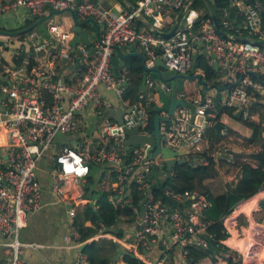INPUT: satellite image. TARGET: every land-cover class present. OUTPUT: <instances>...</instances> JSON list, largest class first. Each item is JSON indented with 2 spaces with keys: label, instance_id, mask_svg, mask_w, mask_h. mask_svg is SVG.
Wrapping results in <instances>:
<instances>
[{
  "label": "built area",
  "instance_id": "2783aa9c",
  "mask_svg": "<svg viewBox=\"0 0 264 264\" xmlns=\"http://www.w3.org/2000/svg\"><path fill=\"white\" fill-rule=\"evenodd\" d=\"M187 7L182 20L170 37L155 34L148 27L137 25V13L145 15L154 26L167 31L174 23L178 11L185 0H134L135 9H114L100 5L95 0H0V13L26 8L33 15H46L49 7H77L80 20L94 17L104 26L100 37L93 40V49L80 43L71 45L74 31L55 21L51 16L45 21L49 36L37 28L29 31L23 41L28 53L16 56L13 62L5 61L0 54V126L9 133V143L0 149V234L10 254L5 264H31L22 257L25 246H38L21 240L22 229L27 225L31 212L43 206V186L39 176V162L50 153L54 166L50 174V191L56 202H72L68 215H75L77 203L85 197L84 183L89 174L91 162L106 163L105 176L114 179L109 199L119 205H130L134 216L135 229L133 239L123 242L127 252L146 262V264H168V258L181 257L184 264H189L188 255L193 244L208 246L205 237L207 223L202 219L200 210L210 201L209 192L185 189L177 191L169 186L164 196L152 198L147 189L153 181L161 179V170L165 159L161 153L152 156L146 154L144 146L134 145L130 152L125 148L127 138L125 129L139 125L141 133L149 134L146 127L151 119L150 107L155 102L156 81L161 88L170 89L165 81L147 76L145 89L139 91L137 99L130 105L124 103V91L130 82L126 71L116 75L111 58L116 45L138 43L147 57V63L153 65L156 57L176 72L186 73L191 68L196 46H202L209 52L210 64L218 62L228 82L238 83L222 96L220 102L235 111L242 109L241 118L256 119L258 113L251 109L255 94L248 87L259 91L264 96V46L252 39H264L261 27V14L251 0H230L242 20L230 17L227 6L222 9V27L232 34H239L243 28L249 31V41L227 38L218 33L210 15H203L200 8ZM175 13V16H173ZM3 45L11 41L2 39ZM30 48V49H29ZM79 54L82 69H74L72 76H63L58 71V61H68L73 54ZM249 71L262 73L258 79L251 77ZM241 73L237 78V74ZM186 80V79H185ZM184 80V81H185ZM156 85V86H157ZM102 88L113 91L115 100L102 93ZM178 96L185 97L184 89ZM212 94L197 93L191 99L195 103L194 111L180 105L172 116L170 124H160L162 142L177 150L176 158L189 160L202 150L205 129L215 122L216 103ZM123 109L122 122L103 118L95 135L83 134L80 141L56 142L59 134L84 132L88 126L83 110L91 107L94 114L104 117L112 107ZM221 134L229 137L228 127H221ZM220 157L229 164L240 162L254 164L247 154L237 155L228 146L219 149ZM154 171L152 180L148 175ZM170 178L175 169L169 171ZM161 185V184H160ZM134 189L140 196L141 203L133 204L128 194ZM264 194V181L261 184ZM163 196V195H162ZM165 219L171 223V236L166 239L161 235V225ZM102 229L98 231L101 234ZM228 235L230 230L225 228ZM98 238V237H97ZM235 244L229 253L233 264H264V222L252 225L239 232ZM65 245L78 247L80 232L71 226L64 235ZM156 243L162 244V254L157 261L143 258L142 248ZM217 246L219 243L216 244ZM263 259V260H262ZM262 260V261H261ZM74 264H90L88 256L81 249L77 252Z\"/></svg>",
  "mask_w": 264,
  "mask_h": 264
},
{
  "label": "crops",
  "instance_id": "0c3cea01",
  "mask_svg": "<svg viewBox=\"0 0 264 264\" xmlns=\"http://www.w3.org/2000/svg\"><path fill=\"white\" fill-rule=\"evenodd\" d=\"M95 1L100 5L111 6L117 10L127 8L121 2V0H95ZM127 1L133 3L134 0H127ZM230 6L233 5L230 3ZM227 8L230 11V7L227 6ZM30 17H34V16H32L29 10L23 7H20L10 12L0 13V30L15 32L19 29L17 30H10V29L22 26ZM60 23L63 26L72 29L73 20L71 15L69 13H63L61 15ZM84 27L87 28L89 32L95 31L94 25L90 22H87L84 25ZM28 32L21 34H24L25 36ZM18 35H7L0 32V39L7 38L11 41L10 45L7 48H5L4 46L0 48V54L5 61L13 62L14 61L13 59H15V53L19 48H24L26 54L28 53L29 51L28 47H30V45L28 43L26 45L24 41L21 42L18 39ZM44 36L47 35L44 34ZM134 45L136 51L142 52L141 47L138 43H134ZM120 46L123 53H128L131 50L129 47L130 43L122 44ZM203 50H205V48L202 46V44H198L196 46L195 52L198 53ZM138 61L142 66V58L137 54L128 55L126 58H120L119 61L120 72L126 71L128 73L129 68L131 66V62L134 65H137ZM58 65H59L58 67L59 74L63 76H67V75L72 76L76 66H77V72L83 67L82 62L79 60L78 52L77 54H73L72 58L68 61H64V59L59 60ZM196 71L200 72L204 76L203 70L197 67V65H196ZM218 71L224 74L222 67L220 65L218 66ZM143 73H144V69L142 66L141 82H142ZM207 80L208 83H213L216 80V77ZM222 81L227 82V77L225 76L219 80V82ZM157 84L158 82L156 81L154 90L145 87L146 88L145 90L148 93L150 92L153 93L155 91L154 103L156 104L159 102V91L157 88L158 86ZM184 85H185L184 93L187 100L191 99L194 95H196L199 92L202 93L201 86L197 83L196 79H186ZM102 93L108 96L109 98L115 100V94L113 91H108L102 88ZM206 94L215 95L216 89H211L207 91ZM225 94L226 91H222L223 97L225 96ZM263 103H264V96H263ZM118 108L121 107L117 105L115 107H112V109H108L105 112L106 116H104L103 118L108 119L109 117L111 118L110 120H117L114 109H118ZM238 110H236L235 113ZM152 112L153 114L155 113L153 110ZM263 112H264V107H263ZM82 114L87 118L89 123L85 131L82 133L77 132V135L74 133L61 134L62 135L61 137L58 136L56 137L57 143L60 142L70 143V142H76V140L78 143L84 133L89 136L95 135L96 130L100 127V124L103 121L102 117L100 118L98 117V115L94 114L91 107H87L86 109H84ZM231 117L237 121L242 122L241 117L239 118L238 116L235 115L232 116L226 112H222L218 117L219 122L224 123L231 128L232 133L230 132L229 137L221 139L218 142L216 140H212L208 138L204 134V139L202 142V150L188 160V162L193 163L192 165H196L198 163V164L207 165L208 167L207 171L204 174L199 175L198 178L199 182L196 188L198 191H205V190L209 191V196L211 194V196L213 197L210 199L208 205L199 211L202 219L205 217L207 221L215 219L221 214L225 203L224 197L225 195H227L228 192V184L238 181L242 173L243 165H241L240 162L234 164L226 163L220 157L221 155L218 154L219 149H221L224 146H228L237 155L240 154L250 155L260 149L259 144L247 145L246 143H244L245 142L244 137L245 136L249 137L251 135L252 129L245 123H243L244 127H241L238 124H231L230 123ZM256 119H259V114ZM262 124L264 126V119ZM210 125H214V122L208 124L206 128ZM263 136H264V130H263ZM8 143H9L8 130L4 126H0V149L6 148ZM203 151H207L208 153H210V155L213 156L214 163H211L207 157H204L202 155ZM196 155H200L201 157H197ZM41 162H43L42 165ZM253 163L254 164L252 165H256L257 161L254 160ZM54 164H55L54 159L51 157L50 153L44 155L39 162L38 170H39L40 180L43 186V194H42L43 206L38 211L31 212L29 214L27 225L22 229L20 234V238L24 242L38 244V246L36 247L28 245L25 246L23 249L22 257L31 264H74V260L77 255V252L80 250L79 246L82 243L87 242L92 238H97V237L110 238L114 235L109 232L107 233L101 232V234H98L97 232L94 236H92L88 240H84L81 244L78 245V247L65 245L64 235L69 231L71 226L83 227L86 225L87 222L84 216V204L91 200L92 191L106 190L110 194L114 179L105 176L103 174V170L106 168L107 164L98 162V165L94 166V172H93L94 180L91 181L87 179L86 182L84 183V187L85 185L87 186L85 188V197L81 202L77 203L75 215L73 217H70L68 215V209L73 203L68 201L56 202L55 198L53 197L50 191L51 178H50V174L47 171L49 169H52ZM218 178L220 180H218ZM261 201H264V194L263 192L261 193L260 191L259 195H253L251 197H247L244 198L243 200H240L236 205L238 209H236L231 214L234 216V214L238 212V217L236 218H238V221L242 223L245 229H247V232L251 231L252 225L259 222H264V216L263 218L259 217L261 213L260 210H263L264 208V205H262ZM135 224L136 223L134 221V216L132 214L131 216L119 215L117 228L122 229L123 237L119 239L121 242H126V241L129 242L133 239ZM161 235L166 239L170 238L171 223L169 219H165L162 222ZM4 240H5L4 236L0 234V264H5L10 254L9 247H7L3 243ZM191 246H194L198 249L199 248L202 249V247H199L196 244H193ZM163 247L164 246L160 243H156L155 245L148 248L143 247L141 249L142 252L144 253L143 258L149 259V261H153V262L157 261L160 255L162 254ZM263 257H264V251L262 252V258ZM111 264H128V263L124 261L123 254L121 253V255L116 259L113 258ZM168 264H184V261H182L181 257L179 256L176 257V260L174 257H169Z\"/></svg>",
  "mask_w": 264,
  "mask_h": 264
},
{
  "label": "trees",
  "instance_id": "16d2710c",
  "mask_svg": "<svg viewBox=\"0 0 264 264\" xmlns=\"http://www.w3.org/2000/svg\"><path fill=\"white\" fill-rule=\"evenodd\" d=\"M218 16L220 25H222V9L225 6L230 7V17L235 21L242 20V17L238 14L234 6H230V0H211ZM264 6V0H258ZM192 5L194 7L200 8L203 12V15H208V10L206 4L203 0H194ZM33 16V14H32ZM34 22V17H30L22 26L11 28L10 30H17L20 28H25L31 25ZM137 25L139 27L144 26L142 21L137 19ZM261 27L264 29V18L261 17ZM225 28V27H224ZM226 29V28H225ZM249 31L246 28H243L240 32V35H248ZM24 34L18 35V39L23 42ZM30 49V48H29ZM26 54L24 48L17 49L15 53L16 56L22 57ZM17 60V59H16ZM210 56L201 54L197 59V67L203 70L204 76L207 79H213L216 76V70L214 69L213 64L209 63ZM130 66V64H129ZM141 72L142 66L140 62H137V65H134L131 62L128 74L130 76V82L127 84V87L124 91V103L130 105L134 102L140 91L141 84ZM241 73L237 74L239 78ZM252 78L256 79L253 74H250ZM260 77H263L262 73H259ZM250 93L255 94V99L252 101L251 109L253 112L259 114V119L251 120H241L248 125L251 129V135L249 137H244V143L247 145L259 144L260 149L250 154L249 156L257 161L256 165L252 164H243L242 173L238 181L228 184V192L225 195V203L222 209L221 214L207 221L204 217L203 220L207 223L205 237L208 239V246L198 249L194 246L190 247V252L188 255L189 264H233L232 260L229 258V253L232 250L233 246L236 244L237 235L239 232L245 230V227L238 221V212L231 215L237 208V203L244 198L251 197L253 195H259L261 184L264 181V136H263V95L254 90L252 87H248ZM156 103L153 102L150 107L151 119L146 127L147 130L153 129V112L152 108ZM222 106V112H226L229 115H235V108ZM217 113V106L215 108ZM218 113L216 114V116ZM220 115H218L219 117ZM103 119V117H102ZM108 119H111L108 117ZM222 127H228L229 133L231 128L224 123H221ZM205 136L212 140L220 141L224 139L225 136L221 134V130H218L214 125H210L206 128ZM202 155L207 157L211 163H214V158L207 151H203ZM201 157L200 155H196ZM98 165V162H91L89 166V174L87 179L94 180V166ZM207 165L196 164L192 165L189 163H182L177 165L175 169V175L167 180L165 184L157 185L156 181L152 182V191L150 192V197L157 198L162 197L164 202H167L164 191L167 186L177 190L183 191L185 189L197 190L198 178L199 175L204 174L207 171ZM87 186L85 185V188ZM207 191V190H205ZM209 192V191H207ZM163 195V196H162ZM91 200L84 204V216L86 220V225L83 227L78 226L77 229L80 232V241L88 240L94 236L100 229L103 233H112V237H98L92 238L87 241L84 248L82 249L88 256L90 264H111L115 254L120 251L123 254V259L128 264H146L143 260L131 252H127L124 248L123 242L119 239L123 237L122 229L117 228V222L119 215L131 216L132 209L130 205H119L113 203L109 199V193L106 190L98 191L93 190L91 194ZM132 199L133 204H140L142 195L140 196L134 189L132 193L127 195ZM213 198L210 194L209 199ZM264 205V201H261ZM260 218L264 216V208L260 210ZM103 226V228H102ZM225 228L230 230V233L227 235L225 233ZM219 243L217 246L216 244Z\"/></svg>",
  "mask_w": 264,
  "mask_h": 264
},
{
  "label": "water",
  "instance_id": "95a60500",
  "mask_svg": "<svg viewBox=\"0 0 264 264\" xmlns=\"http://www.w3.org/2000/svg\"><path fill=\"white\" fill-rule=\"evenodd\" d=\"M81 0H76V4H78ZM192 0H185L184 5L182 8L178 11L174 23L170 27L169 30L164 31L160 30L156 26L152 24V22L142 13H137V17L139 20L142 21V23L148 27L151 31H153L155 34L163 36V37H170L174 31L179 26L182 17L189 6L190 2ZM206 4L208 14L212 18L214 27L218 33L221 35L235 40H242V41H249L251 40V37L246 35H239V34H232L228 32L227 30L223 29L220 25L218 16L216 14V11L214 9L213 3L211 0H203ZM121 2L130 10H134V4L130 3L127 0H121ZM251 2L259 9L261 16L264 18V6L258 1V0H251ZM63 13H69L73 20L72 30L74 31V36L71 39V45L75 47L78 43H83L87 45L90 49H93V40L95 38L100 37L101 30L104 26V23L102 21H98L94 17H88L85 20H80L77 14V7L75 6H68L66 8H52L49 7V12L46 15L38 16L33 15L35 18L34 23H32L30 26L25 27L23 29H19L15 32L10 31H3L0 30V32L7 34V35H18L21 33L28 32L34 28H37L38 30L42 31L45 35L49 36V31L45 25V21L49 19L51 16H54L55 21L57 23L61 22V15ZM90 22L94 25V32H89L87 28L84 27V25ZM253 41L261 44L264 46V39H252ZM4 41L0 39V46L3 45ZM7 48V46H4ZM130 51L128 53H123L121 50L120 45L115 46V52L112 55L111 63L113 66L114 73L116 75L120 74V66L119 61L120 58H126L128 55L137 54L142 58V66L144 69L142 82L140 89H145V82L148 75H150L152 78L156 80H163L165 81L166 85L170 89H164L161 88L160 85L157 86L159 91V102L153 106L154 116L152 119L153 122V129L151 133H141V128L139 125L134 126L132 128H126L125 132L127 135V138L125 139V148L128 152H130L131 147L134 145H140L144 146L146 150V154L148 156L155 155L157 153H161L163 158L165 159L163 168L159 171H157L158 174L162 175L161 179L156 181L157 185L165 184L167 180L170 178L169 171L171 169H176L177 165L182 163H189L193 164L191 162H188L187 159L184 157L176 158L177 150H174L168 146H165L162 142L161 137V130H160V124L162 121L166 122L167 124L171 123L172 116L175 114L176 109L180 106H187L191 109V111H194L195 103L191 100H187L186 98L182 96H178V92L184 89V80L185 79H196L197 83L201 86V92L203 94H206L207 91L211 89H216V94L214 96V101L217 106V113L220 115L222 113V106L220 104L222 100V91H228L233 84H236L239 82L241 77L234 81V82H219L221 78L224 77L225 74L218 71V62L215 61L213 66L216 70V80L213 83H208V80L206 77H204L200 72L196 71V62L201 54L209 55V52L207 50H203L201 52H194L191 68L186 73L183 72H176L174 69L169 68L163 59L160 57H156L154 60L153 65L147 64V57L143 52L136 51L134 43H130ZM251 74H253L256 79L263 82L259 74L255 71H249ZM114 112L116 113V119L119 122H122V114L123 109L118 108L114 109ZM218 115L214 118V126L220 130L222 127L221 122L218 120ZM242 115V109H239L235 116H238L239 118ZM154 171H152L148 177L150 180H152L154 176ZM152 191V185H150L147 189V194H149ZM86 242L82 243L79 248L82 250L85 246ZM121 255V252H117V254L114 256V259L119 257ZM135 256V255H133Z\"/></svg>",
  "mask_w": 264,
  "mask_h": 264
},
{
  "label": "rangeland",
  "instance_id": "374dc122",
  "mask_svg": "<svg viewBox=\"0 0 264 264\" xmlns=\"http://www.w3.org/2000/svg\"><path fill=\"white\" fill-rule=\"evenodd\" d=\"M133 3H134V1H133ZM173 16H175V13H173ZM230 123H231V124H238V125H240L241 127H244V126H243V123H244L243 121H242V122L237 121V120H235V119L232 118V117L230 118ZM61 136H62L61 134L58 135V137H61ZM242 153H244V152H242ZM44 158H45V157H44ZM42 163H43V162H41V165H42ZM218 180H220V179L218 178ZM219 182H220V181H219ZM241 224H242V223H241Z\"/></svg>",
  "mask_w": 264,
  "mask_h": 264
},
{
  "label": "bare ground",
  "instance_id": "6f19581e",
  "mask_svg": "<svg viewBox=\"0 0 264 264\" xmlns=\"http://www.w3.org/2000/svg\"><path fill=\"white\" fill-rule=\"evenodd\" d=\"M236 244H237V241H236Z\"/></svg>",
  "mask_w": 264,
  "mask_h": 264
}]
</instances>
